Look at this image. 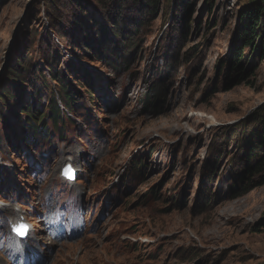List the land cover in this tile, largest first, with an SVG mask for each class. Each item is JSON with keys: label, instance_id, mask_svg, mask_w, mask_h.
<instances>
[{"label": "rangeland", "instance_id": "rangeland-1", "mask_svg": "<svg viewBox=\"0 0 264 264\" xmlns=\"http://www.w3.org/2000/svg\"><path fill=\"white\" fill-rule=\"evenodd\" d=\"M193 2L181 55L200 58L174 61L173 44L181 41L163 5L145 23L146 14L129 6L125 14L142 24L131 34L139 54L119 72L82 45L84 36L67 37L66 47L52 43L43 0L0 5V93L18 58H33L32 70L22 71V89L10 83L18 98L4 107L16 131L6 133L0 121V264H264V184L226 199L234 174L227 157L213 184L218 203L207 207L199 197L210 149L221 152L224 131L264 105V40L248 51L253 75L228 90L223 60L232 55L251 0ZM95 14L104 22L101 11ZM45 57L54 59L51 67ZM69 63L81 70L69 76L75 87L82 92L80 81L90 78L103 100L92 105L83 96L78 113L67 114L73 122H65L66 139L53 133L49 145L28 147L19 108L28 98L38 104V95V106H46L50 89L58 91L50 72ZM159 69L168 71L170 90L166 110L154 117L145 98ZM139 160L144 177L135 173ZM66 163L79 171L74 184L62 176ZM20 218L29 222L26 239L11 231Z\"/></svg>", "mask_w": 264, "mask_h": 264}, {"label": "trees", "instance_id": "trees-1", "mask_svg": "<svg viewBox=\"0 0 264 264\" xmlns=\"http://www.w3.org/2000/svg\"><path fill=\"white\" fill-rule=\"evenodd\" d=\"M7 2L8 0H0V5ZM193 3V0H43L42 4L54 34V37L51 35L52 43H55V39H57L60 45L63 46L64 43V47H66L67 37L79 40L81 36H84L87 42L82 45H89L92 54H97L98 58L101 57L103 61L108 62L113 71L119 72L122 67L130 65L131 61L139 54L138 42L131 34L138 33L142 24L137 19L131 18L129 14H125V11H130L128 10L129 6L140 9V16L143 12L147 15L141 18L145 23L146 18L152 17L163 5L164 13L167 15L166 19L171 20L172 27L174 26L172 31L176 32L177 40L181 41L179 45L177 42L173 44L174 52L177 51L179 54L174 61L180 60L181 62L183 57L189 63L200 58V53L181 55L182 44L188 40ZM208 3L213 7L215 0H208ZM250 4L244 16L241 17L232 55L229 60H223V71L226 72L228 78V90L241 85L253 75L254 70L248 68V51L257 48L258 40H264V0H251ZM95 10L101 11L104 22L96 18ZM170 11H172V17L168 16ZM64 25L67 26L69 32L62 31ZM179 32L181 36H179ZM52 47L57 49L58 45L53 44ZM32 59L18 58L16 66L10 68L7 82L0 93V121L3 122V128L8 134L16 130L8 119L4 107L9 105L11 100L18 98V95L12 91L10 83L22 89V83H26L22 71L32 70L33 67L30 65ZM44 59L51 67L54 59L46 57ZM174 61L168 60L172 66ZM200 68L201 66L195 68L196 75L199 74ZM74 71L78 74L81 70L73 67V63H69L62 70L50 72L51 82L55 88H58V91L54 93L50 89L46 106H38L42 102L38 95V104L35 99L29 100L28 98L19 108L18 117L21 118V115H24V121L20 120V128L24 142L28 147L40 148L43 145H49L52 143L53 133L57 134V138L66 139L65 122H73L68 115L78 113L79 106L82 107L83 96L90 98L92 105L103 100L104 94L99 93L101 90L94 86V82L90 78L80 81L79 88L82 92L79 91L69 78L71 75L75 79ZM166 74L168 71L164 73V69L158 70L145 98V108L150 107L154 117L162 115L166 110L162 106L170 90L167 85L170 76ZM40 76L42 77V74ZM41 77L40 79L44 80ZM194 79L195 76L191 80L194 81ZM76 83H78L77 80ZM35 93L40 94V91L36 90ZM220 139L221 144H225H223L221 152H218L217 148H211L210 157L206 159L202 169L199 197L200 202L206 204L207 207H213L218 203L213 184L220 180L223 171L221 162L227 157H230L229 164L234 170V174L232 183L226 190V199H237L264 184V105L249 115L242 124L225 130ZM1 144L0 136V150ZM9 144L12 145V142ZM229 147L234 150H229ZM144 164L142 160L135 162L136 175L144 177L142 172V169H145ZM153 189V195L160 192V186Z\"/></svg>", "mask_w": 264, "mask_h": 264}, {"label": "snow or ice", "instance_id": "snow-or-ice-1", "mask_svg": "<svg viewBox=\"0 0 264 264\" xmlns=\"http://www.w3.org/2000/svg\"><path fill=\"white\" fill-rule=\"evenodd\" d=\"M69 171H70V169H69ZM22 227H24V226H21V228H22ZM17 230L19 231V229H17ZM21 234H22V233H21Z\"/></svg>", "mask_w": 264, "mask_h": 264}, {"label": "bare ground", "instance_id": "bare-ground-1", "mask_svg": "<svg viewBox=\"0 0 264 264\" xmlns=\"http://www.w3.org/2000/svg\"><path fill=\"white\" fill-rule=\"evenodd\" d=\"M76 181H77V179H76ZM76 181H75V182H76Z\"/></svg>", "mask_w": 264, "mask_h": 264}]
</instances>
